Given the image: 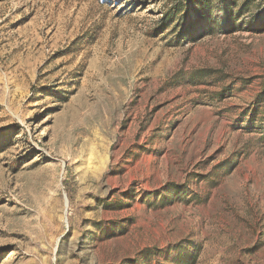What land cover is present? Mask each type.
<instances>
[{
	"label": "rangeland",
	"instance_id": "obj_1",
	"mask_svg": "<svg viewBox=\"0 0 264 264\" xmlns=\"http://www.w3.org/2000/svg\"><path fill=\"white\" fill-rule=\"evenodd\" d=\"M0 264H264V0H0Z\"/></svg>",
	"mask_w": 264,
	"mask_h": 264
}]
</instances>
